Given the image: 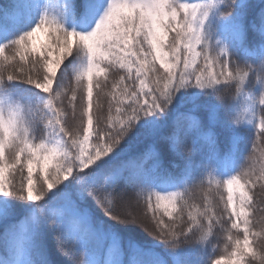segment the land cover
<instances>
[{"label":"snow or ice","instance_id":"6c2138e0","mask_svg":"<svg viewBox=\"0 0 264 264\" xmlns=\"http://www.w3.org/2000/svg\"><path fill=\"white\" fill-rule=\"evenodd\" d=\"M0 17V264H139L127 225L194 250L159 264H264V3L16 0ZM246 136L215 188L210 163L193 175Z\"/></svg>","mask_w":264,"mask_h":264},{"label":"trees","instance_id":"16d2710c","mask_svg":"<svg viewBox=\"0 0 264 264\" xmlns=\"http://www.w3.org/2000/svg\"><path fill=\"white\" fill-rule=\"evenodd\" d=\"M12 2H16V0H0V4L12 3ZM51 2L53 6H56L55 3H57L58 0H51ZM253 2L256 4H262L264 3V0H253ZM39 14H40L39 10H35L32 12V23H34L35 20L39 18ZM3 23H5V21L3 20L2 17H0V24ZM36 39L39 42L45 38L43 37L38 38L37 36ZM24 87H29V86L25 85ZM231 94L233 96L236 95L235 89L231 90ZM143 138H144L143 129L138 126L136 131L131 135L130 139L128 140V145H132L133 147L130 148L126 147V149L121 153L120 156L116 158L115 161H113V163H118L121 159H126L129 156L134 155L136 151H138L140 142L143 140ZM247 139L248 138L246 136L245 139L241 142L239 150L235 153L233 157L229 159L220 158L223 160L216 159V160H212L211 162L205 159L201 164V167L196 169L193 175H199V172L203 169V166L205 164L210 163L211 167L215 170V173H213L211 176V179L213 181V187L215 188V181L217 179H220V177L226 179L228 175L234 174L237 168L247 164L248 161L247 151L249 147L247 143ZM205 179L208 180L209 177L206 175ZM147 183L151 184V186L158 191H167L174 188V185L165 183L164 180L159 176L154 178H149L147 180ZM99 215L103 219H107L106 217H103L102 213H99ZM120 229L121 231L131 233L137 239L144 241V246L147 249L151 250L149 254L143 255L139 258V264H159L161 257L168 259L171 262L177 259H186L194 254V250L191 249L190 246H184L182 249L177 250L176 252H170L169 249H167L163 244L153 241L152 238L147 237L146 234H144L135 225L120 226ZM222 247L223 246L221 245V249Z\"/></svg>","mask_w":264,"mask_h":264},{"label":"rangeland","instance_id":"374dc122","mask_svg":"<svg viewBox=\"0 0 264 264\" xmlns=\"http://www.w3.org/2000/svg\"><path fill=\"white\" fill-rule=\"evenodd\" d=\"M51 4H52V2H51ZM56 4H57V3H55V5H56ZM34 11H35V10H34ZM37 36H38V38H41V37L45 38V37L43 36L42 33H38ZM220 160H223V159H220ZM224 161H225V159H224Z\"/></svg>","mask_w":264,"mask_h":264}]
</instances>
